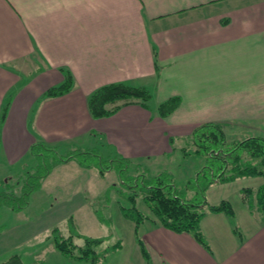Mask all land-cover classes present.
<instances>
[{
  "label": "crops",
  "instance_id": "0c3cea01",
  "mask_svg": "<svg viewBox=\"0 0 264 264\" xmlns=\"http://www.w3.org/2000/svg\"><path fill=\"white\" fill-rule=\"evenodd\" d=\"M67 71L74 76L73 88L44 97ZM111 82L148 87L150 107L135 102L93 117L88 97ZM174 95L181 96V105L160 116L157 105ZM206 122L220 123L226 137L229 131L239 140L264 137V0H0L5 173L33 155L31 146L39 140L52 147L99 142L109 152L149 163L173 154L177 138ZM68 193L76 206L72 217L86 198ZM233 208V215L208 210L202 217L208 246L191 232L148 220L139 227L148 259L135 223L128 243L102 259L105 264H264V214L248 204ZM17 214H0L3 232L35 219L22 214L20 222L6 221ZM54 228L59 227L43 243L51 239L55 247Z\"/></svg>",
  "mask_w": 264,
  "mask_h": 264
},
{
  "label": "rangeland",
  "instance_id": "374dc122",
  "mask_svg": "<svg viewBox=\"0 0 264 264\" xmlns=\"http://www.w3.org/2000/svg\"><path fill=\"white\" fill-rule=\"evenodd\" d=\"M237 137L236 131L234 133L229 131L227 139L239 140ZM173 145L176 146L173 154L163 155L156 161L142 163L146 169L139 167V171L145 169L147 173L169 177L176 184L180 196L190 200L195 199L201 194L198 192L196 184L199 183L194 179V175L205 164V157L194 152L196 146L192 133L190 136L177 138ZM88 148L103 156L110 151V148L102 146L99 142L92 145H84L81 142V144H67L46 150L45 155L41 157L30 155L23 164L10 167L6 173L4 165L0 166V214L19 212L20 214L14 215V219H6L8 223L13 224L21 221L22 214L35 217L30 221L31 223L23 222V225L18 224L14 229L6 232L0 228V264H18L17 258H22L24 264H92L91 260L73 259L62 254L55 249L50 242L51 239L43 243L44 238L51 235L54 226H58L65 236L80 232L92 237L105 238L96 247L102 253L114 243H128L127 235L129 230L131 232L134 221L124 216L121 205H131L125 194L132 189L121 183L118 169L113 168L101 174L92 161L96 162L95 157L78 154ZM183 148L188 149L187 154L184 153ZM70 154L85 156L86 160L94 165L81 166L76 158L66 162L61 161V158ZM47 169L51 170L52 175L48 179H42L43 182L45 179L48 180L46 185L43 187L41 183L40 187L26 195L30 187L37 183L36 175L45 173ZM263 183V175L241 176L233 181L215 182L207 189L206 200L213 204L225 199L230 201L233 207L238 208L248 204L244 203L242 189L258 188ZM87 187H90V190ZM70 191L72 194L80 192L78 198H86L84 206L74 212L73 218L70 216L75 203L67 200ZM138 206L148 211L141 195L138 197ZM18 216L20 218H17ZM0 220L3 221L1 218ZM23 234L29 237V240L24 241ZM10 239H13L12 242L9 241ZM75 242L83 243V238L75 236ZM98 264L105 262L101 259Z\"/></svg>",
  "mask_w": 264,
  "mask_h": 264
},
{
  "label": "trees",
  "instance_id": "16d2710c",
  "mask_svg": "<svg viewBox=\"0 0 264 264\" xmlns=\"http://www.w3.org/2000/svg\"><path fill=\"white\" fill-rule=\"evenodd\" d=\"M74 83L73 74L67 71L65 80L57 86L48 88L44 97L66 94L73 88ZM152 97L151 90L144 85L111 82L95 89L88 97L87 104L90 114L95 118H100L115 113L123 105L135 102L150 107L149 103ZM181 102L182 99L179 95L169 97L157 105L158 114L163 117L173 113L181 105ZM192 134L196 146L194 152L205 157V164L194 175V179L199 183L196 185L201 195H197V198L192 200L178 194L176 184L172 182L171 178L147 173L146 166L142 163L134 162L119 153L111 151L103 156L91 148L78 153L95 157L96 162L92 161L101 174L113 168L118 169L121 174V183L132 189L131 192L125 194L131 205H121V210L125 217L134 221L137 241L147 259L148 251L139 234V227L142 223L149 220L176 232H191L199 242L208 246L200 230V221L205 213L209 210L233 215L235 212L228 200L224 199L213 204L207 202L205 193L209 186L215 182L233 181L241 176H264V137L252 136L243 140L228 141L223 126L215 122L197 125ZM55 148L39 140L31 146V153L41 157L45 155L46 150ZM183 150L185 154L188 153V149L183 148ZM78 154H70L61 158V161L66 162L76 158L81 166L94 165L87 161L85 156L79 157ZM139 167L145 169L140 172ZM50 171L47 169L45 173L36 175L37 183L32 185L25 194H31V191L40 187L42 179ZM139 195L142 196L144 206L148 209L147 212L138 206ZM242 198L249 206L256 207L264 214V183L258 188L244 187ZM75 236L83 238V243L75 242ZM52 240L56 249L62 254L73 259L91 260L92 264H98L110 250L122 246L121 242L114 243L102 253L96 247L105 238L92 237L80 232L65 236L59 228L53 229ZM17 259H19L18 264H23L20 258Z\"/></svg>",
  "mask_w": 264,
  "mask_h": 264
}]
</instances>
